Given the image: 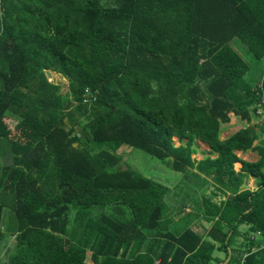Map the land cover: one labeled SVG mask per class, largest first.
Here are the masks:
<instances>
[{"label": "trees", "instance_id": "1", "mask_svg": "<svg viewBox=\"0 0 264 264\" xmlns=\"http://www.w3.org/2000/svg\"><path fill=\"white\" fill-rule=\"evenodd\" d=\"M234 41L264 59V0H0V264H264V74L247 79ZM230 115L248 125L221 139ZM122 146L226 196L202 197L205 237L168 231L169 188L122 166Z\"/></svg>", "mask_w": 264, "mask_h": 264}, {"label": "rangeland", "instance_id": "2", "mask_svg": "<svg viewBox=\"0 0 264 264\" xmlns=\"http://www.w3.org/2000/svg\"><path fill=\"white\" fill-rule=\"evenodd\" d=\"M233 45H234V49L244 59V61L248 62L249 65H250L249 63L250 60L252 61V63L256 61L246 50L243 49L242 51L243 46L239 41H234ZM47 77L49 81L56 83L60 86L61 93L67 92L68 90L67 82L64 78L52 72L47 73ZM253 81H254L253 79L250 80V82ZM80 109H81L80 110L81 114L87 112V107H82ZM73 114L74 116L78 115V113L75 112V109L73 110ZM84 119L85 118H81L79 120H84ZM63 123L65 129L67 131H70L71 137H79L80 128L75 118H73L72 120L65 118ZM12 126L14 127V125H10L7 131L10 135L16 133ZM74 143H75L74 146L76 147L81 146L80 143H76V142ZM173 143L176 146L178 145V141L176 138H173ZM204 145L205 144H202V142H199V140L195 141L197 153L192 155L193 159L195 160L202 159L203 157L202 154L203 152L206 151ZM6 153L7 151L5 147L0 146V155H5ZM117 154L122 159L121 160L122 166L129 167L134 172L141 174L144 177L150 178L156 182H159L169 188V192L165 198L168 207V215L166 219L170 220L171 216L173 217L177 215L178 210L176 212L175 209H180L181 207H184L185 210L186 208L189 209V212L187 210L184 212L190 214H193L194 211L193 206L196 209L198 207L200 208L201 206L200 196L202 195V193L205 192V189L207 188L208 185L205 182V180H199L192 177L194 170L182 171V172L175 171L170 166V160L161 161L140 149L132 148L129 146L120 147L117 151ZM209 190L211 192V189ZM8 220H9V214L8 212H5V217L3 220V231H5ZM171 221L172 222L170 225H168V227L174 230L176 229L175 232H179L177 230H180L182 228L183 222L177 219L174 220V218H172ZM191 227L198 231L201 230V236L208 230V226L201 223L197 225H191ZM13 243H14L13 236H7L0 243V261H2L5 258L8 249L11 247V245H13ZM220 255L221 257L223 256V254Z\"/></svg>", "mask_w": 264, "mask_h": 264}, {"label": "crops", "instance_id": "3", "mask_svg": "<svg viewBox=\"0 0 264 264\" xmlns=\"http://www.w3.org/2000/svg\"><path fill=\"white\" fill-rule=\"evenodd\" d=\"M242 51H243V49H242ZM249 63H250V65H249V71L247 73V79L249 81L251 79H253L254 81L252 82V84L256 85L263 78V74H264V59L262 61H258V62L254 61L253 63L250 60ZM263 120H264V116L262 115V117L253 118L252 121H251V124L252 125L261 124L263 122ZM247 125H248L247 123L242 122L238 117H236L234 115H230V121H229L228 124H225L222 127V131H221L220 137H221V139H224V138L230 136L231 134L235 133L236 131H238L239 129H241L244 126H247ZM257 143H258V141H255L254 142V146L257 145ZM202 144H204V143H202ZM204 146L206 148L205 149L206 151L203 152V154H202L203 157L208 155V150H209V148H208V146L206 144ZM236 154L238 155V157L241 160L247 161V162H254V161H256L259 158V155H258L257 151H255V150H247L245 152L237 151ZM214 156L215 155H213L211 157H214ZM241 166H242L241 162L234 163V170L238 172L240 170ZM194 172L195 171H193L192 177H194L195 179H199V180H205V182L208 185L207 188L205 189V192L202 193V195L200 196L201 199H202L203 196L212 197L213 201H216V202L224 201L226 199V196L221 195V194H218L217 196H212L213 195L212 192L214 190V187H213V185L211 183V180L208 179V178L203 177L202 175L196 176ZM242 187H243V189H249L251 191L255 190L256 186H255V183H254V178L249 176L246 179L245 184ZM209 189H211V192H210ZM183 209H184V207H181L180 209H175L176 212L178 210L177 215H175L173 217L171 216V219L174 218V220L177 219V220H181L183 222L182 228L180 229V231L185 229V228H190V229H192L193 231H195L197 234H199L201 236V230L198 231V230H195V229H193L191 227V225H197L199 223L208 226V230H209V228L211 227L212 222H207V221L203 220L202 213L198 211V210H200L199 207L196 209L193 206V209H194L193 214L184 212L186 210L189 212V209H187V208H186V210L185 209L183 210ZM171 219L169 221V225L172 222ZM248 229H249L248 225H241L239 227V230H240L241 234H243V235L247 234ZM170 230H171V228H169L168 231H170ZM207 231L204 234L202 233L204 235V236L202 235L203 237H205ZM242 240H243V236L237 237L236 238V242H235L236 245L241 244ZM253 240H255V242L257 243L255 246H253V248H252L253 251H256L259 248L260 249L264 248L263 243L261 242L259 235H255L253 237ZM220 254H223V253H216L215 255L219 256L220 258H223L224 254H223L222 257H221ZM229 258H230V254L224 260L223 263H226L229 260Z\"/></svg>", "mask_w": 264, "mask_h": 264}, {"label": "built area", "instance_id": "4", "mask_svg": "<svg viewBox=\"0 0 264 264\" xmlns=\"http://www.w3.org/2000/svg\"><path fill=\"white\" fill-rule=\"evenodd\" d=\"M258 87H261V84H259ZM261 103L264 106V96H262V98H261ZM262 112H264V108L263 107L261 109H259L257 113L261 114ZM261 138L264 139V132L262 133Z\"/></svg>", "mask_w": 264, "mask_h": 264}, {"label": "water", "instance_id": "5", "mask_svg": "<svg viewBox=\"0 0 264 264\" xmlns=\"http://www.w3.org/2000/svg\"><path fill=\"white\" fill-rule=\"evenodd\" d=\"M229 254H230V252H229Z\"/></svg>", "mask_w": 264, "mask_h": 264}]
</instances>
